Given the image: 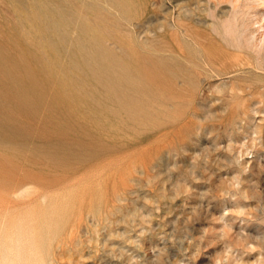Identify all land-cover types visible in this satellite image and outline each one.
<instances>
[{"label": "rangeland", "instance_id": "374dc122", "mask_svg": "<svg viewBox=\"0 0 264 264\" xmlns=\"http://www.w3.org/2000/svg\"><path fill=\"white\" fill-rule=\"evenodd\" d=\"M259 13L0 0V264H264Z\"/></svg>", "mask_w": 264, "mask_h": 264}, {"label": "bare ground", "instance_id": "6f19581e", "mask_svg": "<svg viewBox=\"0 0 264 264\" xmlns=\"http://www.w3.org/2000/svg\"><path fill=\"white\" fill-rule=\"evenodd\" d=\"M203 5H205V3L203 4ZM185 6H187V5H185ZM180 7H182V5L180 6L179 5V10H180ZM184 7V6H183ZM185 8V7H184ZM196 8V7H195ZM194 8V10L192 9V8H185V10L184 11H182V10H180L179 12H178V14L176 15H174V19L173 20H170L172 23H170V21H168L169 23L166 25V26H171V28H172V30L174 31V32H177V31H181L182 33H184V35L186 36H188V35H190L191 37H192V39L194 40V43H195V46L197 47V48H203V46L199 43L202 39L201 38H197V36H196V31H198L199 33L200 32H203V28H202V21H201V19L199 18V16H200V14H197V12H200L199 10H201L200 9V4H199V8H198V10H196ZM202 11V10H201ZM180 12H182V13H180ZM204 12V11H203ZM264 16V14L263 13H259L258 14V22H261L260 23V28L261 27H264V20L263 19H261L262 17ZM167 19H169L168 17H167ZM167 21V20H166ZM204 21V20H203ZM252 22V21H251ZM170 24V25H169ZM205 24H206V22H205ZM246 25V24H245ZM161 26V25H160ZM163 26V25H162ZM253 27V26H252ZM206 28V27H205ZM198 33V34H199ZM253 34V33H252ZM201 35V34H200ZM190 36H188V37H190ZM262 37H263V35H262ZM199 39V40H198ZM201 39V40H200ZM264 40V39H263ZM263 42V41H262ZM191 43H192V41H191ZM199 43V44H198ZM264 43V42H263ZM193 44V43H192ZM260 44H261V42H260ZM239 60V59H238ZM237 62H239V61H237ZM236 62V63H237ZM240 62H243L242 60L240 61ZM239 62V63H240ZM243 64H244V62H243ZM237 65H239L240 66V64H237ZM242 66V65H241ZM245 66V65H244ZM224 67V66H223ZM226 67V66H225ZM235 67H236V65H235ZM243 67V66H242ZM209 68H210V66H209ZM208 68V69H209ZM217 68V67H216ZM232 68H234V67H232ZM258 70V69H257ZM213 72V71H212ZM9 139V138H8ZM73 225V224H72ZM59 243V242H58ZM60 247V246H59ZM56 259V258H55Z\"/></svg>", "mask_w": 264, "mask_h": 264}]
</instances>
